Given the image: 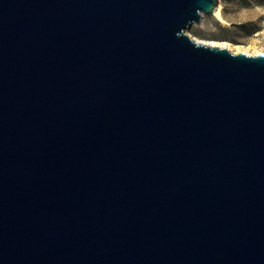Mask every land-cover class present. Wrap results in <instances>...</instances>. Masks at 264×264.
Here are the masks:
<instances>
[{
	"label": "water",
	"instance_id": "95a60500",
	"mask_svg": "<svg viewBox=\"0 0 264 264\" xmlns=\"http://www.w3.org/2000/svg\"><path fill=\"white\" fill-rule=\"evenodd\" d=\"M219 0H0V264H264V54L187 34Z\"/></svg>",
	"mask_w": 264,
	"mask_h": 264
},
{
	"label": "rangeland",
	"instance_id": "374dc122",
	"mask_svg": "<svg viewBox=\"0 0 264 264\" xmlns=\"http://www.w3.org/2000/svg\"><path fill=\"white\" fill-rule=\"evenodd\" d=\"M224 22L205 14L187 29L199 42L220 43L233 53L264 54V0H219Z\"/></svg>",
	"mask_w": 264,
	"mask_h": 264
},
{
	"label": "bare ground",
	"instance_id": "6f19581e",
	"mask_svg": "<svg viewBox=\"0 0 264 264\" xmlns=\"http://www.w3.org/2000/svg\"><path fill=\"white\" fill-rule=\"evenodd\" d=\"M213 15L217 18V19H219V20H221V21H223L224 22V19H223V16H222V11H221V5H220V3L218 4V7H217V9H216V11L213 13ZM201 43H203V42H201ZM205 44H207V45H210V46H219V47H225V48H228L226 45H224V44H220V43H215V42H210V43H205Z\"/></svg>",
	"mask_w": 264,
	"mask_h": 264
}]
</instances>
